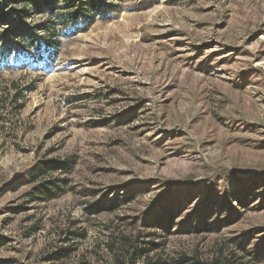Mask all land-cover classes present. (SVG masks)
Masks as SVG:
<instances>
[{
  "label": "rangeland",
  "instance_id": "1",
  "mask_svg": "<svg viewBox=\"0 0 264 264\" xmlns=\"http://www.w3.org/2000/svg\"><path fill=\"white\" fill-rule=\"evenodd\" d=\"M108 1L48 68L0 72V264H116L107 242L137 232L168 264L264 253V0ZM65 159L67 191L27 203L23 175Z\"/></svg>",
  "mask_w": 264,
  "mask_h": 264
},
{
  "label": "trees",
  "instance_id": "2",
  "mask_svg": "<svg viewBox=\"0 0 264 264\" xmlns=\"http://www.w3.org/2000/svg\"><path fill=\"white\" fill-rule=\"evenodd\" d=\"M0 72L10 64L17 65L21 62H36L43 68H48L50 61L56 58L62 47V41L71 36L85 32L96 21H108L112 18L114 11L110 9L108 0H0ZM42 19L35 22L34 16ZM10 103L14 110L21 108L19 100L23 97L21 87L13 84ZM7 96V95H6ZM73 165L71 159L65 160H43L37 168L24 174L21 182L26 183L29 189L24 196L27 203L46 202L67 191V177H57L53 174H66ZM238 203L241 202L239 197ZM152 208V207H151ZM177 208V207H176ZM91 213L100 212V207H90ZM173 210L167 208L161 210V217L156 218L150 224L168 231L172 227ZM201 230H212L208 227V221L212 215H207L206 206L200 207ZM147 217H145L146 219ZM154 222V223H153ZM153 233H147L142 238L140 232L135 235L120 234L113 237L111 242H107V250L112 253L116 264H168L160 255L154 257L151 252L158 244ZM241 254L259 260L264 258V253H252L241 245ZM71 245L60 247L57 252L47 255L48 261L59 262L63 258H68L73 252ZM237 252L222 250L218 254L206 261H201L196 257L182 259V263L189 264H242V255ZM238 254V255H237Z\"/></svg>",
  "mask_w": 264,
  "mask_h": 264
}]
</instances>
